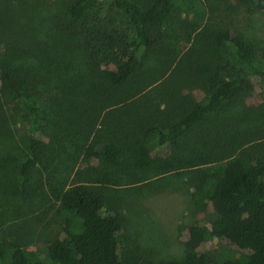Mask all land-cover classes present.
I'll list each match as a JSON object with an SVG mask.
<instances>
[{
	"label": "trees",
	"instance_id": "1",
	"mask_svg": "<svg viewBox=\"0 0 264 264\" xmlns=\"http://www.w3.org/2000/svg\"><path fill=\"white\" fill-rule=\"evenodd\" d=\"M176 17L175 0H0V143L26 139L0 151V185L35 206L0 213V264H264V130L219 115L264 82V51L206 26L176 61ZM171 174L192 188L181 259L132 236L114 195Z\"/></svg>",
	"mask_w": 264,
	"mask_h": 264
},
{
	"label": "rangeland",
	"instance_id": "2",
	"mask_svg": "<svg viewBox=\"0 0 264 264\" xmlns=\"http://www.w3.org/2000/svg\"><path fill=\"white\" fill-rule=\"evenodd\" d=\"M175 5L177 17L169 40L178 55L176 61L190 47L192 37L196 34L194 31L206 26L242 32L264 51V14L253 13L243 0H175ZM147 59L146 65L156 68L157 58L151 56ZM187 93L195 100L205 101L207 97L201 88L187 90ZM219 115L233 119L236 130H264V82H259L254 91L247 93L238 103L229 104ZM14 129L16 139L13 142L10 139L2 141L0 151L15 150L20 159L26 143L25 131L21 124ZM71 171V167L66 164L60 166L63 177L72 179L74 173ZM191 193L188 177L176 174L155 177L132 186H121L114 191L115 196L124 200V212L131 235L144 247L153 249L156 256L168 259H181L184 255V244L189 236L187 228L195 222ZM34 207L28 206L18 193L0 185V213L6 216L7 225ZM226 247L233 248L224 240L203 244L205 251L219 252ZM32 249L40 255L44 245L36 243Z\"/></svg>",
	"mask_w": 264,
	"mask_h": 264
}]
</instances>
